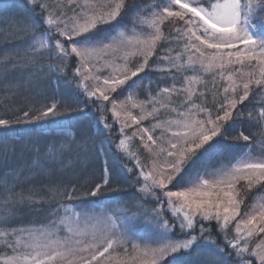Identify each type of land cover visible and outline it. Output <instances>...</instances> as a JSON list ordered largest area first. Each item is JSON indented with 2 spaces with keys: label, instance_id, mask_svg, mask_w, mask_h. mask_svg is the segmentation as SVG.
Instances as JSON below:
<instances>
[{
  "label": "snow or ice",
  "instance_id": "snow-or-ice-1",
  "mask_svg": "<svg viewBox=\"0 0 264 264\" xmlns=\"http://www.w3.org/2000/svg\"><path fill=\"white\" fill-rule=\"evenodd\" d=\"M32 4L40 10L41 20L27 26L33 35L24 58L32 64L45 56L55 59L47 66L53 73H63L68 61L76 58L75 88L96 105L97 130L111 131L119 125L117 159H126L135 168L134 172L121 166V171L136 175L137 191L158 206L123 218L111 211L90 225L86 209L94 201H87L80 212L62 203L77 198L74 181L49 182L43 193L35 187L15 191L25 171L29 174L25 179L50 178L55 168H71L75 161L69 154L79 144L68 131L70 125L57 121L59 101L35 112L21 110L14 121L0 117V129L51 118L53 135L58 130L63 137L43 151L32 145L35 157L26 170L0 177V264H182L180 253L206 254L210 259L204 264H223L219 254L225 249L211 238L212 231L223 237L236 264H253L249 257L264 264V239L250 247L253 237L264 234V138L258 141L259 154L256 145L247 144L226 162L219 160L213 143L243 118L238 105L256 89L264 90V0H164L148 14L126 0H32ZM122 14L129 16L130 24L114 25ZM41 26L44 30L38 32ZM134 58L139 59L133 62ZM149 73L161 75L154 81ZM166 79L171 85L160 86ZM122 87V95L113 99ZM140 89L144 98L138 95ZM65 110L74 109L68 104ZM248 119L264 126V104L255 117L249 111ZM144 121L149 125L143 126ZM237 139L247 142L251 137L241 131ZM75 155L79 157L78 152ZM105 165L102 183L94 184L86 196L97 197L112 182L107 160ZM255 186H262L261 191L241 214L245 199L241 192ZM52 202L59 206L50 209L48 215L54 219L49 223L13 224L19 206ZM141 223L146 238L136 234ZM177 230L182 238L175 235Z\"/></svg>",
  "mask_w": 264,
  "mask_h": 264
},
{
  "label": "trees",
  "instance_id": "trees-1",
  "mask_svg": "<svg viewBox=\"0 0 264 264\" xmlns=\"http://www.w3.org/2000/svg\"><path fill=\"white\" fill-rule=\"evenodd\" d=\"M163 2L164 0H126V4L131 7L144 8L145 14H148L152 7ZM125 11H130V8ZM40 20V10L33 8L32 0H0V117L14 121L21 110L35 112L53 100L59 101L57 110L61 115L57 117V121L70 125L68 131L73 133L79 147L73 146L74 152L69 154L75 161L71 168H55L50 178L44 175L25 179V176L29 175L25 171L15 191L27 192L29 188L35 187L43 193L45 192L44 185L49 182L67 183L74 181L78 188L77 198L71 201L63 200L62 203L75 210L82 211L87 201H94L91 205L97 204L98 207L116 210L126 215L133 216L134 213L139 215V212H151L154 207L158 206L157 201L142 200V194L137 191L136 175L127 173L126 170L121 171V166L133 168L134 172L135 168L134 164L128 160L117 159L120 156L115 150V145L119 139V125L116 124L111 131L97 130L96 120L100 114L96 110V105L89 104L90 100L75 88V82L79 80V77L74 76L73 68L76 67L77 63L73 64L71 59L63 73H53L48 71L47 66L49 64L54 65L55 59L45 56L32 64L24 58V49L33 35L27 26L33 22L40 23ZM113 24L128 25L130 18L128 15L122 14V17ZM103 27L111 30L113 25H104ZM43 30L44 26H41L37 31L42 32ZM165 31H170L167 24ZM175 43L173 41V45ZM175 50L179 51L178 48ZM155 59L153 57L149 63L151 64ZM140 75L144 76L145 74L141 73ZM160 75V73H149L154 81ZM206 79L209 81V87H211V77L208 76ZM181 80L182 74L178 73L177 84ZM171 83V79L161 80L160 86H170ZM123 91L124 88L115 93L114 97L121 96ZM13 92H15L14 96L12 95ZM138 95L140 98H144V89H140ZM68 104H71L74 110L66 111ZM262 104H264V90L256 89L250 94L248 100L238 105L237 110L242 109L244 112L243 118L236 121L234 129L230 130L226 137L222 134L214 138L213 141L217 145L220 161H228L240 151V146L247 144L256 145L254 151L259 154L261 148L258 141L264 138L261 135L264 133V126L258 125L254 119L249 120L248 112L251 111L255 117ZM105 115L108 122L112 123L111 113L107 112ZM50 121L51 118L28 123H14L8 129H0V177L11 173L13 170H26L35 157V150L32 145H39L43 151L49 144L63 139V137L53 135L54 126ZM149 123L150 121L143 122L146 126ZM126 131L129 135L131 134L128 129ZM241 131L251 137L250 141L237 139ZM85 141H87L86 144ZM134 144L139 146L140 141L136 139ZM139 151L142 157H146L147 154L142 147ZM77 152L79 153L78 158L75 155ZM105 160H107V167L111 170L112 182L109 186L102 187L97 197L86 196L85 193L94 184L102 183V177L105 175ZM261 187L256 186L247 195H244V207L252 202L253 196L261 191ZM58 206L55 202L39 203L32 206L21 205L13 224L35 226L47 224L54 219L48 215L50 209ZM210 235L212 239L215 238L213 240L217 245L225 249L223 253L219 254L223 264H230L225 261L228 249L225 247L224 241L213 231ZM200 243H204V241L201 240ZM194 255L196 253H184L179 256V259L183 264L185 260Z\"/></svg>",
  "mask_w": 264,
  "mask_h": 264
},
{
  "label": "rangeland",
  "instance_id": "rangeland-1",
  "mask_svg": "<svg viewBox=\"0 0 264 264\" xmlns=\"http://www.w3.org/2000/svg\"><path fill=\"white\" fill-rule=\"evenodd\" d=\"M134 59H139V58H134ZM134 59H133V60H134ZM72 61H73V64H76V63H77L75 57L72 58ZM72 66H73V65H72ZM73 70H74V72H75V67L73 68ZM73 70H72V71H73ZM105 74H107V73H106V72H102V73H100V75H105ZM130 82H131V81H129L128 83H130ZM89 83H91V82H89ZM124 87H126V86H124ZM122 89H123V87L120 88V89H118L117 92H120ZM117 92H116V93H117ZM114 95H115V93H113V95H112V98H113V99L116 98V97H114ZM105 103L108 104V106L110 107V103H109V102H105ZM89 104H92V102L89 101ZM144 122H146V121H144ZM143 126H146V125L143 124ZM134 127H138V126H134ZM128 130L131 131V133H132L133 128H129ZM56 135L59 136L58 131H57V134H56ZM170 186H171V185H170ZM242 186H243V182H241V185H238V187H242ZM255 187H256V186H255ZM248 192H249V190H247L246 187H244V188H243V191L241 192V195H242V196L247 195ZM141 197H142V200H145V201H148V200H155V199H153V198H145L143 195H142ZM250 203H251V202H249V204H250ZM249 204H248V206H249ZM244 205H245V203H243V204L241 205V214H243V212L248 208V206H247V207H244ZM68 207H69L70 209H73V208L70 207V206H68ZM74 210H75V209H74ZM75 211H76V212H80V211H78V210H75ZM86 211H87V214L89 215V217L92 218V219L90 220V225H94V224H96L98 219H102L106 214H111V211H115L116 214H117L118 216H120L121 218H123V217H132V215H126V214L123 213V212L119 213V212L116 211V210L105 209V208H103V207H101V206L98 207L97 204L90 205V207H89L88 210H86ZM69 215H71V213H69ZM237 219H239V217H237ZM233 223H235V222H233ZM143 229H144V225L141 223V224H137V225H136L135 231H136V234H137L139 237H145V238H146V233H145V231H144ZM213 232H215L216 235H218L216 231H213ZM177 234H180V235L177 236ZM181 234H182V233H180L179 230H177L176 233H175V235H176L177 237L182 238L183 234H182V235H181ZM219 236H220L221 240L224 241V240H223V237H222L221 235H219ZM213 239H215V238L213 237ZM261 239H264V234H260L259 236L253 237L252 240L250 241V247H254L255 244L258 243ZM137 242H139V241H137ZM219 246H220V245H219ZM220 247H222V246H220ZM227 249H228V250H227V253H226V257H225L226 260H225V261H226L227 263H230V264H236V257H235V255L232 253V250H231L230 248H227ZM183 254H184V253H180L179 256H181V255H183ZM249 258H251L250 260H252L253 264H258V261H256V259H255L254 257H249ZM209 259H210V257H208L206 254H205V255H197V254H196V255H194L193 257H191V258L185 260L183 264H187V262H189V261H192V262H199V264H204V262H205V261H208Z\"/></svg>",
  "mask_w": 264,
  "mask_h": 264
}]
</instances>
